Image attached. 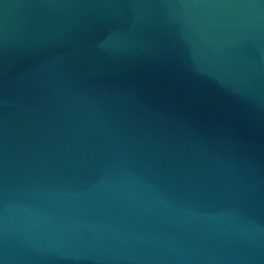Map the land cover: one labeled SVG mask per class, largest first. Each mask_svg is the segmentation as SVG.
I'll use <instances>...</instances> for the list:
<instances>
[{
    "label": "water",
    "instance_id": "1",
    "mask_svg": "<svg viewBox=\"0 0 264 264\" xmlns=\"http://www.w3.org/2000/svg\"><path fill=\"white\" fill-rule=\"evenodd\" d=\"M0 264H264V0H0Z\"/></svg>",
    "mask_w": 264,
    "mask_h": 264
}]
</instances>
